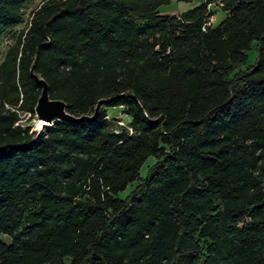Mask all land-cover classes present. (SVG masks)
Instances as JSON below:
<instances>
[{"label":"trees","instance_id":"obj_1","mask_svg":"<svg viewBox=\"0 0 264 264\" xmlns=\"http://www.w3.org/2000/svg\"><path fill=\"white\" fill-rule=\"evenodd\" d=\"M27 1L0 0V39ZM170 1L43 0L8 47L0 264H264V0L159 15ZM32 64L74 117L109 101L92 122L15 125L40 94Z\"/></svg>","mask_w":264,"mask_h":264},{"label":"rangeland","instance_id":"obj_2","mask_svg":"<svg viewBox=\"0 0 264 264\" xmlns=\"http://www.w3.org/2000/svg\"><path fill=\"white\" fill-rule=\"evenodd\" d=\"M43 0H28L22 8V21L14 26L13 28L7 30L0 39V61L4 57L8 47L14 42L15 37L18 33L25 29L30 20L31 12L37 8ZM203 0H191L190 2H179L171 0L169 3L159 6L158 13L159 15H175L180 12L192 9L202 3ZM213 15L210 18V24L212 26H217L225 17L226 13L218 7H212ZM255 60V47L254 44L247 51V62L246 65L251 64ZM244 68V67H243ZM105 114L110 122V128L113 130H119L120 128H125L130 120V118L124 114L122 107L106 108ZM22 124L28 126L30 132H38L41 128H37V122L30 120L22 119ZM154 158H148L140 170L139 177L143 178L147 168L154 163ZM137 183L130 184L124 191L118 193V198H124L135 186ZM264 187V180H263ZM5 240V237H2Z\"/></svg>","mask_w":264,"mask_h":264},{"label":"water","instance_id":"obj_3","mask_svg":"<svg viewBox=\"0 0 264 264\" xmlns=\"http://www.w3.org/2000/svg\"><path fill=\"white\" fill-rule=\"evenodd\" d=\"M29 74L40 88V94L34 108L35 116L38 120L47 123L45 126L51 125L54 121L67 123L92 122L96 118L101 106L109 101V98L99 99L96 102L94 112L91 116L74 117L65 111V103L63 101L49 98L47 85L41 78L34 74L33 64L29 69Z\"/></svg>","mask_w":264,"mask_h":264},{"label":"built area","instance_id":"obj_4","mask_svg":"<svg viewBox=\"0 0 264 264\" xmlns=\"http://www.w3.org/2000/svg\"><path fill=\"white\" fill-rule=\"evenodd\" d=\"M11 110L16 111L15 109H11ZM17 113H18L19 120L15 123V125H19V126L23 127L24 125L22 124V119H24V121L30 120V119H32L33 121H38V119L35 116V112H34V114H31L29 112H17Z\"/></svg>","mask_w":264,"mask_h":264},{"label":"bare ground","instance_id":"obj_5","mask_svg":"<svg viewBox=\"0 0 264 264\" xmlns=\"http://www.w3.org/2000/svg\"><path fill=\"white\" fill-rule=\"evenodd\" d=\"M37 122V128H41L42 126H44V125H47V123H45V122H43V121H40V120H38V121H36Z\"/></svg>","mask_w":264,"mask_h":264}]
</instances>
